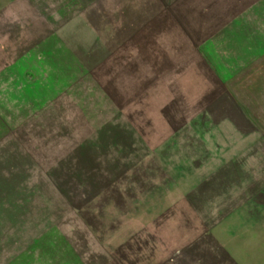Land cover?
<instances>
[{
    "label": "rangeland",
    "instance_id": "374dc122",
    "mask_svg": "<svg viewBox=\"0 0 264 264\" xmlns=\"http://www.w3.org/2000/svg\"><path fill=\"white\" fill-rule=\"evenodd\" d=\"M261 183L264 0H0V264H264Z\"/></svg>",
    "mask_w": 264,
    "mask_h": 264
},
{
    "label": "crops",
    "instance_id": "0c3cea01",
    "mask_svg": "<svg viewBox=\"0 0 264 264\" xmlns=\"http://www.w3.org/2000/svg\"><path fill=\"white\" fill-rule=\"evenodd\" d=\"M247 157H248V155H240V157H239L240 160L239 161L245 164V163L248 162L247 161ZM259 187H260V192L259 193H263L264 194V183H261ZM253 196H254L253 194H250L249 195V198L247 200L248 202L245 203V204H242L237 209V211H239V212L242 211V217H243V219L240 221V223H242V225H248V228H252V227H254L256 225L257 226H260L262 222H259V221L263 220V219H257L255 221V220H252L251 217H249V216L248 217L244 216L245 215V212H248V210L251 209L254 206H257V208H260V211L261 212L264 211V205H262V204L261 205H256V202H255V199L253 198Z\"/></svg>",
    "mask_w": 264,
    "mask_h": 264
}]
</instances>
